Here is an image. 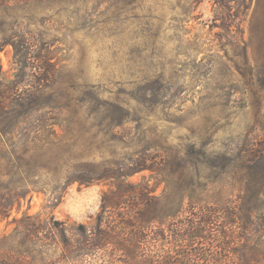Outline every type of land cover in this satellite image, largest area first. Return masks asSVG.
Instances as JSON below:
<instances>
[{
	"label": "rangeland",
	"instance_id": "rangeland-1",
	"mask_svg": "<svg viewBox=\"0 0 264 264\" xmlns=\"http://www.w3.org/2000/svg\"><path fill=\"white\" fill-rule=\"evenodd\" d=\"M14 42L28 45L31 62L42 53L54 63L44 98L57 106L47 110L63 136L44 156L62 173L40 176L39 189L1 222V235L24 212L92 222L112 182L63 180L67 170L107 160L157 156L164 171L130 180L180 205L181 220L215 217L208 233L244 214L245 186L264 191V0H0L8 78L17 71ZM106 114L117 124L108 130ZM192 186L201 209L184 193ZM52 192L60 194L50 207ZM259 199L249 204L262 201L253 218L263 223ZM195 244L247 249L241 239Z\"/></svg>",
	"mask_w": 264,
	"mask_h": 264
},
{
	"label": "trees",
	"instance_id": "trees-1",
	"mask_svg": "<svg viewBox=\"0 0 264 264\" xmlns=\"http://www.w3.org/2000/svg\"><path fill=\"white\" fill-rule=\"evenodd\" d=\"M13 45L14 77L8 78L0 65V224L39 189L43 181L40 176L62 173L53 170V156H44V151L63 136L56 128L60 124L49 120L54 118L47 109L57 106L52 105V97L44 98L51 88L48 82L54 63L42 53L39 60L31 62L28 45L23 49L15 42ZM33 116H37L35 122L30 121ZM102 119L107 130L117 125L114 114ZM19 142L24 148L19 149ZM163 165L157 156L144 154L107 160L97 168L67 170L66 184L112 182L113 188L102 194L94 220L70 223L57 219L52 212H24L12 231L0 234V264H264V222L253 218L263 205L262 201L249 204L264 195L262 189L245 186L244 214H234L227 221L230 228H214L208 233L217 223L215 217L199 224L181 220L180 205L171 208L165 194H156L155 187L130 180L141 170L161 173ZM187 191L192 206L201 209L197 206L202 204L201 194H194L193 186L184 193ZM52 194L50 207L57 204L60 192ZM211 237L227 244L241 239L247 249L236 251L226 245L223 249H197L196 242Z\"/></svg>",
	"mask_w": 264,
	"mask_h": 264
}]
</instances>
